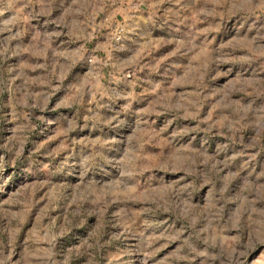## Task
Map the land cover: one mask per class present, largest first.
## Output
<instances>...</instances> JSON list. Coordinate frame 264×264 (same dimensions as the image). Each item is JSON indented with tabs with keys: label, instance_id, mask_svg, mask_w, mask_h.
Here are the masks:
<instances>
[{
	"label": "rangeland",
	"instance_id": "obj_1",
	"mask_svg": "<svg viewBox=\"0 0 264 264\" xmlns=\"http://www.w3.org/2000/svg\"><path fill=\"white\" fill-rule=\"evenodd\" d=\"M0 264H264V0H0Z\"/></svg>",
	"mask_w": 264,
	"mask_h": 264
},
{
	"label": "built area",
	"instance_id": "obj_2",
	"mask_svg": "<svg viewBox=\"0 0 264 264\" xmlns=\"http://www.w3.org/2000/svg\"><path fill=\"white\" fill-rule=\"evenodd\" d=\"M87 61L90 62V59H88Z\"/></svg>",
	"mask_w": 264,
	"mask_h": 264
}]
</instances>
